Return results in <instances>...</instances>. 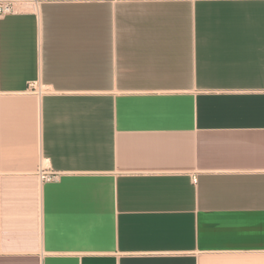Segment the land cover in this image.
I'll use <instances>...</instances> for the list:
<instances>
[{
	"label": "crops",
	"instance_id": "obj_1",
	"mask_svg": "<svg viewBox=\"0 0 264 264\" xmlns=\"http://www.w3.org/2000/svg\"><path fill=\"white\" fill-rule=\"evenodd\" d=\"M0 264H264V0L0 17Z\"/></svg>",
	"mask_w": 264,
	"mask_h": 264
},
{
	"label": "built area",
	"instance_id": "obj_2",
	"mask_svg": "<svg viewBox=\"0 0 264 264\" xmlns=\"http://www.w3.org/2000/svg\"><path fill=\"white\" fill-rule=\"evenodd\" d=\"M48 0H0V17L12 14L34 13L38 14L40 6ZM57 173L41 172L40 178L43 181L55 179ZM195 181V178H193Z\"/></svg>",
	"mask_w": 264,
	"mask_h": 264
}]
</instances>
